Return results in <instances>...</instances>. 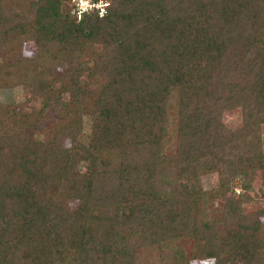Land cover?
Returning <instances> with one entry per match:
<instances>
[{"label":"trees","instance_id":"trees-1","mask_svg":"<svg viewBox=\"0 0 264 264\" xmlns=\"http://www.w3.org/2000/svg\"><path fill=\"white\" fill-rule=\"evenodd\" d=\"M64 2L0 0V89L40 97L0 103L21 106L0 120V264H264V209L243 207L264 165V0H106L79 19ZM96 76L112 89L84 142L76 101ZM31 119L54 121L43 140Z\"/></svg>","mask_w":264,"mask_h":264},{"label":"rangeland","instance_id":"rangeland-1","mask_svg":"<svg viewBox=\"0 0 264 264\" xmlns=\"http://www.w3.org/2000/svg\"><path fill=\"white\" fill-rule=\"evenodd\" d=\"M69 1V0H68ZM66 3V4H65ZM66 5V8L70 15L75 16L77 19L81 18L83 14L76 15L75 12L72 11V4L67 2H64ZM95 13V12H92ZM96 14V13H95ZM24 50V53L31 54L33 47L32 45H28L26 43ZM0 48V65L2 60V53ZM62 68L58 67L55 71V73H58L61 75ZM69 79L68 76L61 75L59 80L54 81L53 87L54 90H57L59 86V82L63 80ZM108 80H105L102 76H96L93 80L89 81L87 84L84 83V78H82V84L84 85V89L82 91L81 96L84 97L82 100L83 103H80V101H76L79 104V109L83 113L84 111L87 112L88 115H86V118L83 123V130L81 135V140L84 142L88 141L89 138V130L91 127V119L93 117V110L94 105L97 107H101V105L104 102V98L110 96L109 91L112 89V87L107 83ZM68 82V80H67ZM52 84V83H51ZM32 91H23L22 88H1L0 89V103L1 104H8V103H15L16 105H21L22 111H24L26 114L28 112H31L34 110V106H39L40 104V97L39 93H31ZM103 98V99H101ZM76 99V98H75ZM72 100V99H71ZM15 108V115H9L7 114L6 110H2L0 108V120L9 119L13 124L15 125L16 122H18V119L20 118L21 114L18 113L19 108ZM13 110L12 108H10ZM104 110H102L103 113ZM48 113V112H47ZM9 115V116H8ZM24 115V114H23ZM56 117V116H55ZM57 118V117H56ZM56 118L53 120L55 121ZM53 120L48 121H41L38 125V127L35 126L34 119H31L27 122L26 129L27 132H30L32 136L35 139L43 140L45 138V129L49 128L50 125L54 122ZM222 122L230 129H235L242 125L243 122V109L241 106L233 107L229 110H225L222 113L221 116ZM14 128L13 126H10ZM260 131V137L262 141V149L264 154V123L260 125L259 128ZM79 160V159H78ZM77 160V161H78ZM86 161L85 159L81 158L77 163V170L83 171L86 168ZM200 182L201 186L204 189H211L212 187L216 186L218 184V175L216 172H201L200 173ZM252 186L248 189L247 193L252 198L248 203H244L243 207L247 212H252L251 210L257 211L258 209H264V165L257 169L255 173L252 176ZM243 190L240 187L235 188V193L239 194V192H242ZM61 199H65V197H62ZM68 207L71 215H75L78 211L77 208V201H72L71 199L67 200ZM260 221H261V229L259 234V246L261 248H264V211L260 215ZM187 247L190 245V241H187L185 244ZM191 264H214V259H200V260H193Z\"/></svg>","mask_w":264,"mask_h":264},{"label":"built area","instance_id":"built-area-1","mask_svg":"<svg viewBox=\"0 0 264 264\" xmlns=\"http://www.w3.org/2000/svg\"><path fill=\"white\" fill-rule=\"evenodd\" d=\"M72 4V11L76 15L83 13L96 12L102 16L106 11V0H69Z\"/></svg>","mask_w":264,"mask_h":264}]
</instances>
